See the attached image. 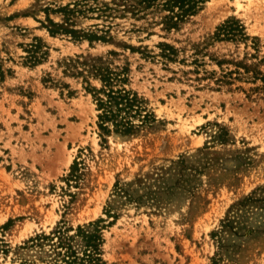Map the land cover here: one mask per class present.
<instances>
[{
  "label": "rangeland",
  "instance_id": "rangeland-1",
  "mask_svg": "<svg viewBox=\"0 0 264 264\" xmlns=\"http://www.w3.org/2000/svg\"><path fill=\"white\" fill-rule=\"evenodd\" d=\"M48 1L68 0H0V264H42L53 253L39 233L100 217L108 264H264V0H206L171 30L80 16L110 25L93 42L43 27ZM233 16L246 37L213 38ZM97 56L129 67L125 86L151 113L131 133L99 126L87 86L102 81L72 60Z\"/></svg>",
  "mask_w": 264,
  "mask_h": 264
},
{
  "label": "trees",
  "instance_id": "trees-1",
  "mask_svg": "<svg viewBox=\"0 0 264 264\" xmlns=\"http://www.w3.org/2000/svg\"><path fill=\"white\" fill-rule=\"evenodd\" d=\"M206 0H68L67 2L57 3L48 1L41 10L45 13V18H37L41 25L48 29L52 35L66 34L79 40L87 38L90 42L95 40L108 41L111 38L109 33L110 25L107 29L86 30L78 27L80 16L90 18H113L116 14H131L136 18H147L150 24L160 23L166 30L179 28L189 16L196 14ZM51 14H58L60 20L54 19ZM90 14L92 16H90ZM94 14L96 16H94ZM28 15V14H26ZM97 25V24H96ZM238 39L246 37L244 24L235 16L225 20L213 35L216 39ZM38 41L39 38H36ZM31 60L40 61L38 44L32 45ZM162 56L174 59L177 55V48L168 43L161 42ZM74 63L86 65L83 70L77 72L84 74V70L102 81L101 87L89 86L87 88L93 92L99 110V126L109 132V122H112L115 130L128 134L136 128L132 116L143 115L145 110L143 98L137 92L128 89L125 83L129 81V67L123 66L117 70L106 64L101 56L79 61L72 59ZM6 72L0 61V80L5 78ZM258 75V74H257ZM225 76V75H224ZM255 73V78H256ZM264 80V74L261 73ZM124 111V112H123ZM151 113L146 111L143 121L149 120ZM79 161L75 160L72 164L70 177L77 179ZM68 179H71V178ZM10 219L2 228H7L11 223ZM105 219L100 217L88 223L78 224L76 227L69 225L66 220H61L50 232H41L35 239L40 243L46 241L50 245L53 256L42 264H108L103 257V222ZM32 239V240H35ZM43 244V243H42ZM6 242L0 238V251L6 252ZM41 264V263H35Z\"/></svg>",
  "mask_w": 264,
  "mask_h": 264
},
{
  "label": "bare ground",
  "instance_id": "bare-ground-1",
  "mask_svg": "<svg viewBox=\"0 0 264 264\" xmlns=\"http://www.w3.org/2000/svg\"><path fill=\"white\" fill-rule=\"evenodd\" d=\"M238 2H240L239 0H237Z\"/></svg>",
  "mask_w": 264,
  "mask_h": 264
}]
</instances>
